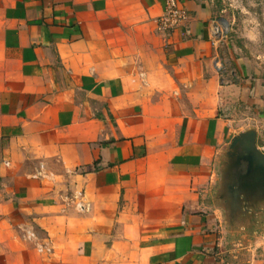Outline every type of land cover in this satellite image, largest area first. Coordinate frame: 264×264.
I'll list each match as a JSON object with an SVG mask.
<instances>
[{
	"label": "crops",
	"instance_id": "0c3cea01",
	"mask_svg": "<svg viewBox=\"0 0 264 264\" xmlns=\"http://www.w3.org/2000/svg\"><path fill=\"white\" fill-rule=\"evenodd\" d=\"M178 1L0 0V264H264V0Z\"/></svg>",
	"mask_w": 264,
	"mask_h": 264
},
{
	"label": "water",
	"instance_id": "95a60500",
	"mask_svg": "<svg viewBox=\"0 0 264 264\" xmlns=\"http://www.w3.org/2000/svg\"><path fill=\"white\" fill-rule=\"evenodd\" d=\"M255 136V131L250 130L230 140L229 156L232 158L233 166L241 165L243 162L246 165V171H242L239 184L244 191H251L255 181L264 188V153L257 149Z\"/></svg>",
	"mask_w": 264,
	"mask_h": 264
},
{
	"label": "built area",
	"instance_id": "2783aa9c",
	"mask_svg": "<svg viewBox=\"0 0 264 264\" xmlns=\"http://www.w3.org/2000/svg\"><path fill=\"white\" fill-rule=\"evenodd\" d=\"M188 18V11L180 5L178 0H166L164 13L158 18L157 22L162 30L172 32L183 26ZM223 21L225 20L217 19L212 25L211 31L216 39L228 36L229 27L228 29L225 28Z\"/></svg>",
	"mask_w": 264,
	"mask_h": 264
},
{
	"label": "rangeland",
	"instance_id": "374dc122",
	"mask_svg": "<svg viewBox=\"0 0 264 264\" xmlns=\"http://www.w3.org/2000/svg\"><path fill=\"white\" fill-rule=\"evenodd\" d=\"M217 1V3H218V5L219 6H221V7H228V8H230V9H234L230 4L233 2L232 0H216ZM224 15H226V13L224 14ZM227 17H228V15H227ZM223 18H226V16L225 17H223ZM224 22V24H225V28H227L228 29V22L227 21H223ZM230 31H231V29H230V27H229V31H228V34H230ZM227 33V32H226ZM235 163V162H234ZM243 164H244V162H243ZM229 183H231V181L229 180ZM225 222V221H224ZM223 222V227H222V229L223 230H225V231H227L228 230V223H227V225H226V223H224ZM228 222V221H227Z\"/></svg>",
	"mask_w": 264,
	"mask_h": 264
}]
</instances>
